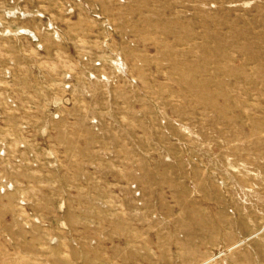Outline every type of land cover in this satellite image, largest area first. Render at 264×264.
<instances>
[{
    "label": "rangeland",
    "instance_id": "1",
    "mask_svg": "<svg viewBox=\"0 0 264 264\" xmlns=\"http://www.w3.org/2000/svg\"><path fill=\"white\" fill-rule=\"evenodd\" d=\"M0 264H264V0H0Z\"/></svg>",
    "mask_w": 264,
    "mask_h": 264
}]
</instances>
